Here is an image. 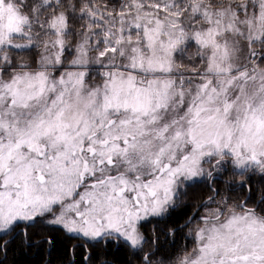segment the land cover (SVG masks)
I'll use <instances>...</instances> for the list:
<instances>
[{
	"label": "snow or ice",
	"instance_id": "obj_1",
	"mask_svg": "<svg viewBox=\"0 0 264 264\" xmlns=\"http://www.w3.org/2000/svg\"><path fill=\"white\" fill-rule=\"evenodd\" d=\"M14 248L264 264V0H0V264Z\"/></svg>",
	"mask_w": 264,
	"mask_h": 264
},
{
	"label": "trees",
	"instance_id": "obj_2",
	"mask_svg": "<svg viewBox=\"0 0 264 264\" xmlns=\"http://www.w3.org/2000/svg\"><path fill=\"white\" fill-rule=\"evenodd\" d=\"M56 255H63V241L59 240L57 243V252ZM2 258V257H0ZM121 257L117 256V260ZM49 259L44 253L37 254L35 250L28 252L27 255H23L18 248H14L12 251H9L7 254L8 264H46V261Z\"/></svg>",
	"mask_w": 264,
	"mask_h": 264
}]
</instances>
